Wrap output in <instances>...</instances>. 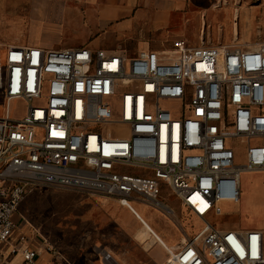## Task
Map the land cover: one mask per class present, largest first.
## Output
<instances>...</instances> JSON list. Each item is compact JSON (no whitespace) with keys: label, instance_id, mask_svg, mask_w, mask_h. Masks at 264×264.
I'll use <instances>...</instances> for the list:
<instances>
[{"label":"built area","instance_id":"built-area-1","mask_svg":"<svg viewBox=\"0 0 264 264\" xmlns=\"http://www.w3.org/2000/svg\"><path fill=\"white\" fill-rule=\"evenodd\" d=\"M12 100L26 103L22 116H11ZM0 101V244L9 247L2 264L19 254L36 264L34 243L45 238L23 214L17 220L35 188L102 194L131 208L133 193L159 205L151 189L158 182L202 223L172 248L136 214L165 247V264H264L263 230L211 221L221 203H239L243 172H264V42L195 46L178 38L131 56L0 47ZM98 252L105 264H121Z\"/></svg>","mask_w":264,"mask_h":264},{"label":"crops","instance_id":"crops-1","mask_svg":"<svg viewBox=\"0 0 264 264\" xmlns=\"http://www.w3.org/2000/svg\"><path fill=\"white\" fill-rule=\"evenodd\" d=\"M220 3L221 0H11V37H8L9 42H0V47L84 46L93 51L104 49L131 56L141 50H162L178 38L190 42L191 30L200 38L195 44L191 43L197 46L203 39L207 43V32L212 26L207 20L208 13L220 7ZM47 26L59 29L60 37L53 41L42 40L40 32ZM209 44L215 45L212 41ZM160 189L159 205L133 193L129 199L131 208L116 197L90 196L85 215L89 226L82 228L79 220L78 226L70 230L73 238L69 243L53 241L42 234L45 243L53 249L47 250L39 238L34 243L39 252L36 264H54L63 259L71 264H105L99 248L110 252L121 264H165L168 254L162 243L150 233L137 237L145 226L136 214L149 223L166 245L177 248L182 244L175 242L173 234L158 224L148 211L138 208V202L159 209L187 238L191 236L182 225L186 221V208L176 196L170 198L172 192L164 187ZM168 209L174 210V215ZM11 264H22V256H11Z\"/></svg>","mask_w":264,"mask_h":264},{"label":"rangeland","instance_id":"rangeland-1","mask_svg":"<svg viewBox=\"0 0 264 264\" xmlns=\"http://www.w3.org/2000/svg\"><path fill=\"white\" fill-rule=\"evenodd\" d=\"M221 6L209 10L207 20L212 25L208 29L206 41L215 45H250L257 46L264 42V0H221ZM237 13V14H236ZM0 42H9L11 37V0H0ZM220 26L222 28H220ZM235 27H238L239 38L236 40ZM59 29L47 26L40 32V38L53 41L60 37ZM190 44L200 41L199 36L191 30ZM12 117H20L25 113L26 103L21 100H12L9 103ZM6 112V104L0 101V116ZM238 163H243V147L238 148ZM153 180V179H152ZM154 181V180H153ZM152 185L159 198L161 189H171L166 183ZM164 191L165 194H168ZM241 199L239 203H221L223 212L212 217V223L220 229H250L257 228L264 231V172H243L241 174ZM92 195L102 194L79 191L74 189L43 186L32 190L21 203L17 220L23 214L31 224L53 241L69 243L72 240L71 229L78 226L87 228L86 219L87 200ZM170 198L175 195L170 194ZM138 208L150 213L152 217L163 225L174 236V241L183 244L186 234L179 229L174 221L169 219L162 211L145 203L138 202ZM80 216V218H79ZM186 221L182 224L187 234L192 236L198 232L200 220L188 211L185 212ZM138 237V234H137ZM139 238V237H138ZM183 240V241H182ZM0 244V263L9 250ZM7 264H11V257Z\"/></svg>","mask_w":264,"mask_h":264},{"label":"bare ground","instance_id":"bare-ground-1","mask_svg":"<svg viewBox=\"0 0 264 264\" xmlns=\"http://www.w3.org/2000/svg\"><path fill=\"white\" fill-rule=\"evenodd\" d=\"M218 5V4H217ZM237 14V13H236ZM235 39L237 40L238 38H239V31H238V27H235ZM162 207V206H161ZM163 209V208H162ZM136 210V209H135ZM140 216V215H139ZM146 221V220H145ZM146 224H147V226L150 228V229H152V227L149 225V223H147L146 222ZM147 226H145V227H142L141 229H140V231L138 232V237L139 238H142L144 235H146L147 233H149V228L147 227ZM153 231H154V229H152ZM147 237V236H146ZM185 241V240H184Z\"/></svg>","mask_w":264,"mask_h":264}]
</instances>
